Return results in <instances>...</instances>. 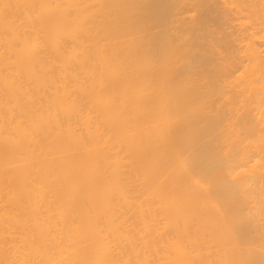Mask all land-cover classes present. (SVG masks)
<instances>
[{
  "label": "bare ground",
  "instance_id": "1",
  "mask_svg": "<svg viewBox=\"0 0 264 264\" xmlns=\"http://www.w3.org/2000/svg\"><path fill=\"white\" fill-rule=\"evenodd\" d=\"M218 2L0 0V264H264V0Z\"/></svg>",
  "mask_w": 264,
  "mask_h": 264
},
{
  "label": "rangeland",
  "instance_id": "2",
  "mask_svg": "<svg viewBox=\"0 0 264 264\" xmlns=\"http://www.w3.org/2000/svg\"><path fill=\"white\" fill-rule=\"evenodd\" d=\"M218 1H219V0H217V2H218ZM218 3H219V2H218ZM220 3H221V2H220ZM220 3L218 4V6L220 7L219 9H221V6H222ZM220 5H221V6H220ZM215 14H216V13H215ZM225 14H226V13H225ZM225 16H226V15H225ZM228 16H229V15H228ZM228 28H229V27L227 26V30H228V32H229V35L232 36V37L235 36V35H232V34H234V33H233V32H234V28H232V27H231L232 29H231V28L228 29ZM227 30H226V32H227ZM230 32H231V33H230ZM235 32H236V31H235Z\"/></svg>",
  "mask_w": 264,
  "mask_h": 264
}]
</instances>
